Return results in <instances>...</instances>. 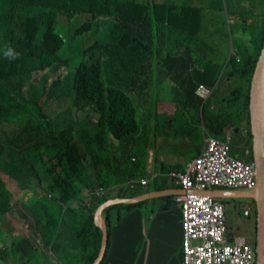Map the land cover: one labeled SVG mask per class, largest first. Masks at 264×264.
<instances>
[{
  "label": "trees",
  "instance_id": "1",
  "mask_svg": "<svg viewBox=\"0 0 264 264\" xmlns=\"http://www.w3.org/2000/svg\"><path fill=\"white\" fill-rule=\"evenodd\" d=\"M179 3L0 0L1 223L14 208L9 183L23 192L38 179L40 189L29 188L22 216L30 218L41 245L15 235L11 223L0 224V259L6 264H92L102 246L100 207L144 190L176 195L106 207L101 215L108 243L100 264H122L116 257L125 256L126 247L142 248L140 232L155 213L178 209L182 220V185L172 184L167 173L185 172L191 161L181 171L180 165L162 166L151 184L142 177L157 125L173 138L190 136L181 154L191 160L209 137L223 139L230 131L231 156L254 165L249 103L263 42L264 0H210L206 6L218 8L214 16L206 6ZM200 86L210 96L198 95ZM164 98L173 101L176 113H158ZM100 189L106 193L98 194ZM149 201L153 208L147 212ZM221 201L225 209L229 202L239 205L242 213L250 206L246 217L256 220L252 199ZM227 214L226 237L234 243ZM180 244L172 249L183 264Z\"/></svg>",
  "mask_w": 264,
  "mask_h": 264
},
{
  "label": "built area",
  "instance_id": "2",
  "mask_svg": "<svg viewBox=\"0 0 264 264\" xmlns=\"http://www.w3.org/2000/svg\"><path fill=\"white\" fill-rule=\"evenodd\" d=\"M197 94L206 98L211 90L200 86ZM231 140L230 131L223 139L209 137L185 172L167 173L172 184L182 185L177 200L182 215L183 264H256L254 248L244 238L228 242L225 205L207 194L218 188L254 186V165L231 156ZM139 182L146 185L147 180ZM105 193L103 189L98 192ZM244 208V215H249L250 206Z\"/></svg>",
  "mask_w": 264,
  "mask_h": 264
},
{
  "label": "crops",
  "instance_id": "3",
  "mask_svg": "<svg viewBox=\"0 0 264 264\" xmlns=\"http://www.w3.org/2000/svg\"><path fill=\"white\" fill-rule=\"evenodd\" d=\"M183 1L184 0H180L179 4H181ZM209 1L210 0H201L200 5L206 6L209 4ZM187 5L194 8V2L192 0H188ZM160 111L162 112L163 115L176 113V108H174L173 101L165 98L163 99V101H159L158 103L159 114H161ZM168 136L169 135H164L163 138L157 137L156 144H155L156 135H151V138L149 140V143L151 141L153 145L155 144V148H153V145L151 146L150 143L149 147L146 150V153L148 154L145 165L146 175L142 177L145 179H148L149 177L152 178L153 181L149 182L150 184L154 181H157V179L160 177V173L163 172L162 171L163 169H161L162 166L180 165L182 168L179 170L181 171L182 169L185 170L187 164L191 161L190 154H188V156H184L181 154L184 151V147L188 146L187 143L188 141H190V136H185V138H181L180 136L173 138L169 136L170 143L172 145L174 144V146L172 147L171 155L167 154L165 151L163 153H159L157 151V148L161 144L162 145L165 144V141L168 138ZM163 139L164 141H161ZM166 146H168L167 141H166ZM149 153L158 155L159 159H156L155 162V160H152L151 156L149 158ZM154 164H157L158 166L153 167ZM222 191L223 190H218V192L216 193L209 192V194L211 196L212 194L215 195L227 194V193H223ZM152 192H156V191H152ZM149 193H150L149 191L146 192L144 190V192L140 196ZM180 193H182V191L178 190L177 194ZM167 195H176V191H164L161 192L159 196H154L150 198H147L148 197L147 195L143 198L142 201L157 199ZM148 203L152 205L150 201ZM101 217L104 219L102 215ZM173 225H179V226L181 225V217L179 215L178 209L169 211L168 213H158V214L155 213L154 215L150 216L148 220H146L145 225L142 227V231L140 232L141 236L143 237L142 248H141V243L136 245H130L126 247L125 256L124 254H122L121 256L116 258L117 259L122 258L123 260L122 264H129V263L130 264H139V263L140 264H180L179 257L176 254V252L173 251L172 246L176 245V243H178V245L180 244L181 238L179 235H181V232L180 230H177L176 227H174ZM132 254L134 255L132 256ZM139 258H142V260ZM108 264L111 263L108 262Z\"/></svg>",
  "mask_w": 264,
  "mask_h": 264
},
{
  "label": "water",
  "instance_id": "4",
  "mask_svg": "<svg viewBox=\"0 0 264 264\" xmlns=\"http://www.w3.org/2000/svg\"><path fill=\"white\" fill-rule=\"evenodd\" d=\"M250 124L253 135L252 151L254 159L255 170V184L254 187L247 191H233L223 190L227 194L215 195L213 197L218 199H252L255 204V255L256 264H264V34L263 42L260 49L259 56L256 61V67L253 74L250 90ZM238 131V128L235 129ZM164 192V191H161ZM161 192H150L140 197L116 199L108 201L103 204L96 215V220L102 230V247L100 255L96 257L92 264H100L103 256L106 253L108 243V226L106 221L101 217L104 209L113 204L119 203H134L142 201L145 196L147 198L159 196ZM209 192L216 193L218 190Z\"/></svg>",
  "mask_w": 264,
  "mask_h": 264
},
{
  "label": "rangeland",
  "instance_id": "5",
  "mask_svg": "<svg viewBox=\"0 0 264 264\" xmlns=\"http://www.w3.org/2000/svg\"><path fill=\"white\" fill-rule=\"evenodd\" d=\"M192 1L194 2V8H197L198 10L201 9V7L203 8V6L200 5L201 0H192ZM219 1H222V0H217L218 4H219ZM222 6H224V3H222ZM205 9L209 12V14L211 16L217 15L219 13L217 11L218 8L215 5L206 6ZM249 19L253 20L254 18L250 17ZM225 52H226V48L223 46V49L221 50V55H224ZM165 89L167 91V87ZM174 94H176V91L171 90L170 91L171 97L176 96ZM176 107L177 106L174 105V108H176ZM160 113L162 114L161 111H160ZM173 124H177V123L173 122ZM156 132L158 133V135H156L155 144L157 141V137L163 138V135H167V133L163 130V128L161 126H158V125L156 126ZM169 136H171V135H169ZM169 136L166 139L168 146H166V141H165L164 145L161 144L157 148V151L159 153H163L165 151L167 154L171 155L172 147L174 146V144L172 145L170 143ZM161 141H164V139ZM155 144L153 145V148H155ZM150 156H151L152 160H155V162H156V159H159L158 155H156V154H152V153L150 154L149 153V158H150ZM155 166L157 167L158 165L154 164L153 167H155ZM151 181H153V179L149 177L148 182H151ZM12 184H13V182H12ZM12 184L9 183L8 186L12 192V197H13L12 205L14 206V208H13L11 213H9L5 216L6 219L3 223H11L16 228L15 235H18V233H19V235H21V236H25L27 238L32 239L35 242V244L37 242V244L41 245V243H38L37 237L34 236V233H33L34 231L32 228L30 218H24V216H22V214L27 213V210H28L25 203L28 201L29 197L31 196V194H28L30 191L29 188H32V189L36 188L39 185V181H38V179L31 181L29 183V187L27 189L28 191H23V192L21 189H18L17 187L13 186ZM37 190L40 191L39 187H37ZM41 193H43V192L41 191ZM223 193H225V192H223ZM144 206H145L144 207L145 211H148L150 208H153V206L147 202H145ZM226 211L228 212L227 223H228V227L230 230L228 233L229 237H233L234 240H237L238 238H244L249 244L253 245V243H254L253 241L255 238V228H254L255 218L253 216L251 218L246 217L244 215V213H242V207H240L239 205L235 206L233 202H229L228 204H226ZM1 220H2V218H1ZM1 220H0V224H3V223H1ZM128 226L129 225H128L127 221L122 222V227L124 229L129 230ZM173 226L176 227L177 230H180V232L182 231L181 225L180 226L179 225H173ZM7 231L9 233V235H14V232L9 231V230H7ZM179 236L182 240V236L181 235H179ZM1 245L2 244L0 243V247H1ZM41 249H44V247L41 246ZM71 251L78 252L79 249L78 248L77 249H71ZM43 252L46 253L47 255H50L49 254L50 251L45 250ZM51 255H53V254L51 253ZM9 262H10V260H9ZM0 264H6V263L2 259H0Z\"/></svg>",
  "mask_w": 264,
  "mask_h": 264
},
{
  "label": "clouds",
  "instance_id": "6",
  "mask_svg": "<svg viewBox=\"0 0 264 264\" xmlns=\"http://www.w3.org/2000/svg\"><path fill=\"white\" fill-rule=\"evenodd\" d=\"M7 55H9V56H11V55H12V52H11V50H9V52L7 53ZM38 243H39V241H38Z\"/></svg>",
  "mask_w": 264,
  "mask_h": 264
}]
</instances>
